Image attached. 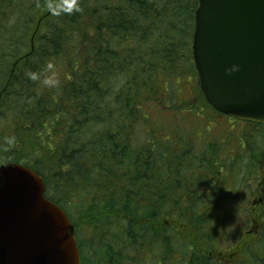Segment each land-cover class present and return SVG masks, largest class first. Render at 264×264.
I'll use <instances>...</instances> for the list:
<instances>
[{
  "label": "trees",
  "instance_id": "trees-1",
  "mask_svg": "<svg viewBox=\"0 0 264 264\" xmlns=\"http://www.w3.org/2000/svg\"><path fill=\"white\" fill-rule=\"evenodd\" d=\"M197 5L0 0V164L43 178L74 225L80 264H264V207L246 206L244 194L264 126L242 134L249 152L228 163L226 133L180 126L186 137L161 128L159 140L146 127L163 101L216 113L193 62ZM187 75L198 102L177 99L176 78Z\"/></svg>",
  "mask_w": 264,
  "mask_h": 264
},
{
  "label": "water",
  "instance_id": "water-1",
  "mask_svg": "<svg viewBox=\"0 0 264 264\" xmlns=\"http://www.w3.org/2000/svg\"><path fill=\"white\" fill-rule=\"evenodd\" d=\"M192 55L207 102L264 124V0H198ZM30 167L0 164V264H80L74 226Z\"/></svg>",
  "mask_w": 264,
  "mask_h": 264
},
{
  "label": "rangeland",
  "instance_id": "rangeland-1",
  "mask_svg": "<svg viewBox=\"0 0 264 264\" xmlns=\"http://www.w3.org/2000/svg\"><path fill=\"white\" fill-rule=\"evenodd\" d=\"M176 81L180 83V89L177 91V99H185L187 101H194L198 102V100H195L197 96L196 91L194 89V78L190 77L189 75L184 76L183 78H176ZM181 81V82H180ZM162 106H158L157 108L153 106V108L148 112L152 116L149 117L148 123L146 125L147 128L153 129L155 133L157 134V138L161 140L163 137L161 136V132L158 130L162 128L163 131H166L169 133L175 132H182V136H187L186 133H184L182 130H179L178 128L180 126L181 129L183 127L187 130L193 131L195 128H197L195 131L196 133L200 131H204L205 128H209L211 130L217 131L218 135L222 134H227V136H224L225 139L228 140V143L232 145V147L227 148V163L230 158L234 153L239 152L240 155L242 154H247L249 152V149L244 145L242 142V134H251L252 131L257 130L256 127H252L249 130V126L246 124H236V123H231L226 120L223 116L219 114H213L211 118H209L206 115H211V112L206 110H202L201 108H198L196 106H192V109H180L179 103L177 105H168L167 101H163ZM183 103V102H181ZM187 105L186 103H183ZM204 115V116H203ZM153 118L155 120H153ZM192 118L196 119V122L193 120L190 122H186V119L191 120ZM207 119L209 121L205 122L204 119ZM180 120L179 125L177 122ZM175 121V123H174ZM196 124V125H195ZM195 126V127H194ZM231 131V132H230ZM230 134V136H229ZM147 132L146 130L140 131L137 135V139L139 141H142L146 139ZM184 137V138H185ZM190 138V137H189ZM174 142L177 141V139H173ZM255 141L260 146L261 148L259 149L260 153L264 152V135H257L255 137ZM224 141L221 140V143ZM264 154V153H263ZM246 160L247 158L243 156ZM245 160V162H246ZM257 167H258V175L251 179L248 182L249 187L244 188V194L245 197L247 198V195L249 192H251V197L246 199V206H251L253 209H258L264 207V156L258 157L257 162ZM243 172L238 174V179L234 180V182L238 183L240 182L242 178ZM222 182H224L227 187L229 188L231 186V183L229 182L228 179L222 178ZM240 211V205L234 204V207L232 209L233 214L235 215ZM238 221V220H237ZM234 231H236V225L231 224L230 227L227 230V241L232 240Z\"/></svg>",
  "mask_w": 264,
  "mask_h": 264
},
{
  "label": "flooded vegetation",
  "instance_id": "flooded-vegetation-1",
  "mask_svg": "<svg viewBox=\"0 0 264 264\" xmlns=\"http://www.w3.org/2000/svg\"><path fill=\"white\" fill-rule=\"evenodd\" d=\"M215 114H219V115H221V116H223L224 118H226V120L228 121V122H235L236 124H238V123H240V124H246L247 126H249V127H263L264 125H259V124H254V123H251V122H247V121H240V120H235L234 118H230V117H228V116H226V115H223V114H221V113H215ZM256 128V129H257ZM231 132V131H230Z\"/></svg>",
  "mask_w": 264,
  "mask_h": 264
}]
</instances>
